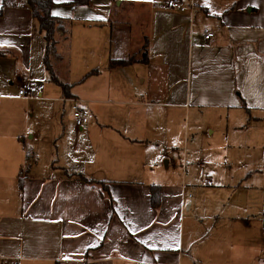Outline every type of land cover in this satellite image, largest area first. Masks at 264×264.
<instances>
[{
    "label": "crops",
    "instance_id": "1",
    "mask_svg": "<svg viewBox=\"0 0 264 264\" xmlns=\"http://www.w3.org/2000/svg\"><path fill=\"white\" fill-rule=\"evenodd\" d=\"M73 1L54 0L70 36L56 34L50 69L28 0L1 2L0 264H261L264 0H181L185 13L170 0ZM64 52L74 84L56 75ZM40 76L88 111L82 143L66 146V132L42 149L13 113L51 101ZM25 83L37 98L19 97ZM199 136L211 145L192 156Z\"/></svg>",
    "mask_w": 264,
    "mask_h": 264
},
{
    "label": "rangeland",
    "instance_id": "2",
    "mask_svg": "<svg viewBox=\"0 0 264 264\" xmlns=\"http://www.w3.org/2000/svg\"><path fill=\"white\" fill-rule=\"evenodd\" d=\"M4 1L0 0V4L1 2ZM23 1L24 0H7L5 3L6 6L9 7L16 3H21ZM0 6H1L0 11H1L2 4ZM63 26L67 29L66 23H63ZM59 36L61 35L57 33L56 39H60ZM62 37L64 36L62 35L61 38ZM64 54L66 57L67 55L65 52ZM66 59H67L66 62H60L59 64L54 65L56 75L61 81L66 80V82H69L70 84H74L78 80L77 75L73 71H71V73L69 72L68 69L69 66L67 67V61L69 57H66ZM40 73L41 71L39 72V74ZM46 75L47 74H45V76ZM43 78L44 76L43 77L40 76L37 78L39 79L41 84L47 85V90L43 93V97L51 101H48L42 105L27 104V103L18 104L13 109V113L19 114L24 119L30 121L31 126L33 125L31 132H33L34 130L42 134V141L40 143V147L42 149H46L45 145L51 144V142H53V145L55 146V144H57L60 141L62 135L66 132H67V136L66 138H64L66 139L65 140L66 146L70 145L72 142L75 141H78V143H82L81 142L82 139L78 137L80 135L76 132L79 131L80 129L77 128L75 125V121L73 119V114L71 111V105L69 103H64L62 88L60 86H56L55 84H52L50 80L46 81ZM82 90L84 91L85 87L82 88ZM34 113L36 114L35 117H33ZM215 129L217 128L215 127ZM195 140L197 141L196 145L194 144L189 147L191 152H193L192 156H194V154L197 153V151L199 152L201 150L203 144L205 146L211 145V143L207 141V138L205 136H199ZM24 141H26L27 144H29V142L32 144L30 140V135L25 136Z\"/></svg>",
    "mask_w": 264,
    "mask_h": 264
},
{
    "label": "trees",
    "instance_id": "3",
    "mask_svg": "<svg viewBox=\"0 0 264 264\" xmlns=\"http://www.w3.org/2000/svg\"><path fill=\"white\" fill-rule=\"evenodd\" d=\"M4 2H6V0ZM91 2L92 0H74L73 4L75 6H85L90 5ZM28 3L32 9L34 18L39 23L40 31L45 34V39L47 42L46 66L47 69H50L49 58L50 53L54 51L57 45V41L55 39L56 34L59 33L60 35H63L66 39H68L70 36V30L66 29L63 24H61V19L52 15L51 11L54 5V0H28ZM135 62H137L135 57H131L127 60L111 61L110 66H123L133 64ZM92 73L87 75V77L92 75ZM64 89L65 91H68L69 87L65 86ZM79 178L93 184L92 181L87 180L83 176H79ZM99 190L102 194L109 193L107 187L104 185H101L99 187ZM160 194L161 188L159 186H153L151 189V200L152 205L155 208L159 207L160 205Z\"/></svg>",
    "mask_w": 264,
    "mask_h": 264
},
{
    "label": "built area",
    "instance_id": "4",
    "mask_svg": "<svg viewBox=\"0 0 264 264\" xmlns=\"http://www.w3.org/2000/svg\"><path fill=\"white\" fill-rule=\"evenodd\" d=\"M167 7L169 9L185 13L191 8H193L194 4L191 3L190 5H187L181 0H170L167 3ZM204 35L206 40L214 38V33H212L210 30H205ZM19 97L27 99L37 98L35 91L33 90L32 86L28 83L23 84L22 87L19 89ZM69 102L71 103L73 119L75 121L76 127L79 129L84 128V126H86L90 121V115L88 111L81 106L80 100L70 99ZM16 264H18V262ZM261 264H264V261Z\"/></svg>",
    "mask_w": 264,
    "mask_h": 264
},
{
    "label": "snow or ice",
    "instance_id": "5",
    "mask_svg": "<svg viewBox=\"0 0 264 264\" xmlns=\"http://www.w3.org/2000/svg\"><path fill=\"white\" fill-rule=\"evenodd\" d=\"M54 15H57L58 13H53Z\"/></svg>",
    "mask_w": 264,
    "mask_h": 264
}]
</instances>
